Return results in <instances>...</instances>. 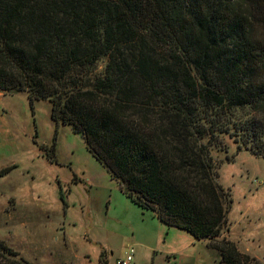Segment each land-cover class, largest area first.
I'll use <instances>...</instances> for the list:
<instances>
[{"label": "trees", "instance_id": "16d2710c", "mask_svg": "<svg viewBox=\"0 0 264 264\" xmlns=\"http://www.w3.org/2000/svg\"><path fill=\"white\" fill-rule=\"evenodd\" d=\"M258 26L264 0H0V91L48 100L137 206L216 240L232 203L219 136L264 158ZM220 243L219 264H242ZM0 264L30 263L0 241Z\"/></svg>", "mask_w": 264, "mask_h": 264}, {"label": "rangeland", "instance_id": "374dc122", "mask_svg": "<svg viewBox=\"0 0 264 264\" xmlns=\"http://www.w3.org/2000/svg\"><path fill=\"white\" fill-rule=\"evenodd\" d=\"M255 30L264 35V27ZM50 114L48 100L31 105L23 92L0 91V241L19 259L100 264L108 257L114 264L133 248L132 264H219L207 244L223 240L242 264H264V158L219 136L211 156L232 203L219 238L197 241L137 206L88 151L83 134ZM6 168L12 170L4 174Z\"/></svg>", "mask_w": 264, "mask_h": 264}, {"label": "built area", "instance_id": "2783aa9c", "mask_svg": "<svg viewBox=\"0 0 264 264\" xmlns=\"http://www.w3.org/2000/svg\"><path fill=\"white\" fill-rule=\"evenodd\" d=\"M134 255V249L130 248L126 257L124 259H119L114 262V264H132Z\"/></svg>", "mask_w": 264, "mask_h": 264}, {"label": "crops", "instance_id": "0c3cea01", "mask_svg": "<svg viewBox=\"0 0 264 264\" xmlns=\"http://www.w3.org/2000/svg\"><path fill=\"white\" fill-rule=\"evenodd\" d=\"M110 255H111V253H110ZM104 260H105V262H107V264H111V262L109 261V258L107 257V258H103ZM132 263H133V261H132Z\"/></svg>", "mask_w": 264, "mask_h": 264}]
</instances>
